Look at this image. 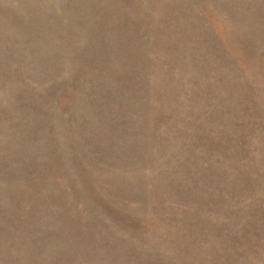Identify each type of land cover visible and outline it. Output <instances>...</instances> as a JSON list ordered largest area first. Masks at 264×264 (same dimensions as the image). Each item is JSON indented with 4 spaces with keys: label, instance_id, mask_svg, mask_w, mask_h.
Returning <instances> with one entry per match:
<instances>
[{
    "label": "rangeland",
    "instance_id": "1",
    "mask_svg": "<svg viewBox=\"0 0 264 264\" xmlns=\"http://www.w3.org/2000/svg\"><path fill=\"white\" fill-rule=\"evenodd\" d=\"M0 264H264V0H0Z\"/></svg>",
    "mask_w": 264,
    "mask_h": 264
}]
</instances>
